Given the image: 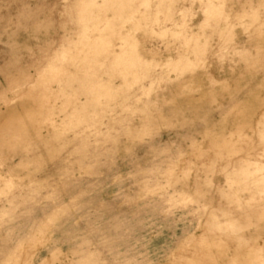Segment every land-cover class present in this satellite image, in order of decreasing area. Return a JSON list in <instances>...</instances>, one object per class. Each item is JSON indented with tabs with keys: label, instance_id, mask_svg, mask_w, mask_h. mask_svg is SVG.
I'll return each instance as SVG.
<instances>
[{
	"label": "rangeland",
	"instance_id": "obj_1",
	"mask_svg": "<svg viewBox=\"0 0 264 264\" xmlns=\"http://www.w3.org/2000/svg\"><path fill=\"white\" fill-rule=\"evenodd\" d=\"M0 264H264V0H0Z\"/></svg>",
	"mask_w": 264,
	"mask_h": 264
}]
</instances>
